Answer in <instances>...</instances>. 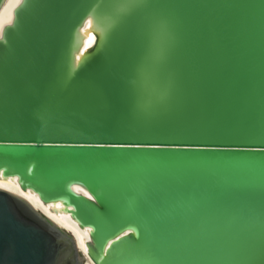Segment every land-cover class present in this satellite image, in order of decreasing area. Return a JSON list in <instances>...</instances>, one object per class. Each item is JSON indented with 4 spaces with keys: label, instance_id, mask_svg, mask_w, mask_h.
<instances>
[{
    "label": "water",
    "instance_id": "obj_1",
    "mask_svg": "<svg viewBox=\"0 0 264 264\" xmlns=\"http://www.w3.org/2000/svg\"><path fill=\"white\" fill-rule=\"evenodd\" d=\"M1 35L0 176L93 264H264V0H22ZM86 263L0 189V264Z\"/></svg>",
    "mask_w": 264,
    "mask_h": 264
},
{
    "label": "bare ground",
    "instance_id": "obj_2",
    "mask_svg": "<svg viewBox=\"0 0 264 264\" xmlns=\"http://www.w3.org/2000/svg\"><path fill=\"white\" fill-rule=\"evenodd\" d=\"M21 3V2H20ZM19 3V4H20ZM16 0H7L3 8L0 11V35L2 34L3 28L6 25L11 24L13 20V13L15 8L19 5ZM85 45L82 52L93 47L95 43L94 34H90L85 37ZM0 189L9 190L11 193L16 194L29 203H31L36 210L43 213L50 220L55 222L63 230L67 231L76 241L78 250L83 254L86 259V264H93L91 259L88 257L87 243L90 240L89 230L79 228L78 224L71 218L67 213L61 210V204H44L40 199L30 191H22L17 183V179H4L0 176ZM74 190L80 194L89 196L85 190L79 186H75ZM56 208L57 211L54 209Z\"/></svg>",
    "mask_w": 264,
    "mask_h": 264
},
{
    "label": "snow or ice",
    "instance_id": "obj_3",
    "mask_svg": "<svg viewBox=\"0 0 264 264\" xmlns=\"http://www.w3.org/2000/svg\"><path fill=\"white\" fill-rule=\"evenodd\" d=\"M16 2H17V4H19L20 2H22V0H16ZM0 39H2V35H0ZM79 59H80V57L78 56L77 60H79Z\"/></svg>",
    "mask_w": 264,
    "mask_h": 264
}]
</instances>
